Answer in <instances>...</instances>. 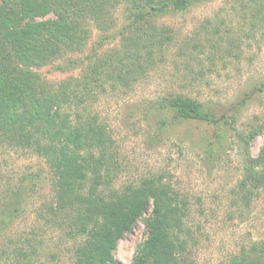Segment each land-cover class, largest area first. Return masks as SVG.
Here are the masks:
<instances>
[{
  "label": "trees",
  "instance_id": "16d2710c",
  "mask_svg": "<svg viewBox=\"0 0 264 264\" xmlns=\"http://www.w3.org/2000/svg\"><path fill=\"white\" fill-rule=\"evenodd\" d=\"M0 1V146L39 158L51 196L35 210L33 229L8 237L9 223L20 215L31 189L26 177L1 189L0 239H7L0 245V264H40L42 238L50 229L61 243L69 242L66 251H71L72 264H116L112 253L118 241L139 222L144 240L130 264H194L199 227H193L191 201L163 172L122 180L126 163L96 106L103 98H124L133 92L139 81L166 62L170 49L176 50L172 67L188 82L204 78L214 60L242 58L244 46L264 38V0L238 1L232 9L236 31L224 20H205L190 35L193 39H177L172 30L154 22L212 0ZM118 3L126 4L125 23L114 37L112 11ZM46 14L52 17L34 20ZM92 29L100 32L95 48L66 64L79 69L78 78L51 84L36 72L63 53L78 52ZM110 40L117 45L104 49L103 42ZM156 108L160 131L172 121L221 128L232 119L181 93L165 94ZM216 127L206 145L208 165L215 162L216 147L224 137ZM235 136L240 179L229 204L240 212L264 197V144L251 158L248 142L255 132L249 131L246 138ZM54 257L51 252L47 259ZM221 264H264V241L240 246Z\"/></svg>",
  "mask_w": 264,
  "mask_h": 264
},
{
  "label": "rangeland",
  "instance_id": "374dc122",
  "mask_svg": "<svg viewBox=\"0 0 264 264\" xmlns=\"http://www.w3.org/2000/svg\"><path fill=\"white\" fill-rule=\"evenodd\" d=\"M238 1L212 0L184 13L165 15L154 23L172 30L177 39L190 37L205 20H224L236 31L235 27L239 25L232 9L237 7ZM125 10L126 4L118 3L112 11L114 28L110 33L114 37L125 23ZM51 17L46 14L34 20L44 21ZM99 34L98 30L92 29L86 44L78 52L63 53L36 72L51 84L78 78L81 75L79 69H68L66 64L89 54L98 43ZM113 41L103 42V48L117 45ZM174 54L176 50L170 49L166 62L139 81L133 92L124 98H103L96 111L112 130L121 159L126 163L122 180L153 172L165 173L173 187L192 204L193 227H199L194 264H221L240 246L251 241H264V197L256 198L240 212L229 204L231 190L240 179L241 157L234 145L235 135L239 133L246 138L249 131L255 132L248 142L251 158L258 156L264 144V38L258 44L251 41L244 46L240 59L214 60L212 71L194 82L182 79L181 72L174 70L171 64L176 59ZM203 64L208 65L206 61ZM167 93H181L206 103L217 114L226 113L232 118L229 124H221V128L215 126L222 130L224 137L221 147H216L219 154L213 158L212 165L206 164L205 151L215 127L194 121H172L159 130L161 120L156 103ZM23 177L28 178L30 197L23 204L20 215L9 223L8 237L33 229L37 224L35 210L40 204H46L51 196L46 167L39 158L0 146V191ZM53 231H46L42 238L45 249L40 264H72L71 251H66L69 242L61 243ZM5 239L7 236L0 239V245ZM143 240L144 228L139 222L118 241L112 253L113 262L130 264ZM51 252L55 257L50 260L47 258Z\"/></svg>",
  "mask_w": 264,
  "mask_h": 264
}]
</instances>
